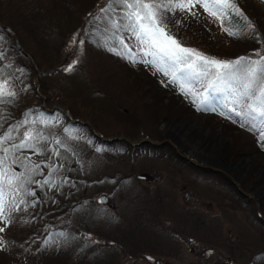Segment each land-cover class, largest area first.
<instances>
[{
	"label": "rangeland",
	"instance_id": "1",
	"mask_svg": "<svg viewBox=\"0 0 264 264\" xmlns=\"http://www.w3.org/2000/svg\"><path fill=\"white\" fill-rule=\"evenodd\" d=\"M104 1L105 0H0V23L3 25H6L7 23L9 25L14 33V36L12 34L11 36L19 42L18 44L24 53H30L34 57V61L37 64L39 71L51 73L50 76H39L40 85L43 82V84L47 87L44 89L47 90L46 93L42 94L40 92L46 98L45 104H47L48 95L50 94L51 96V100L48 101L49 108L56 104L65 107L70 111V113L72 108L75 109L77 106L80 108H77L76 110H83L84 106L80 103H86L87 101H80V99L85 98L87 94H89L87 100L94 105L100 104L98 107H104L101 105L104 104L108 110L112 108L110 106L111 102L109 105L101 96L97 95L99 92H95L96 88L93 89L94 93L85 90L87 81V79H85L87 75L85 72L87 71V68L91 66V63L96 55L102 57L106 56L99 50V48L91 46L92 44L90 40L92 36H97L96 29L94 27L89 29V26L81 27V24L85 22H92L93 25H95L99 18H96V16L103 10L102 5H104ZM237 1L246 6L245 10L250 16L255 15L256 18L258 17V23L264 27V2H261V0ZM106 7L109 11V15L114 16L115 18L116 12L113 8L110 5H106ZM53 10H55V12H53ZM181 13H183L187 19L193 18L198 22L203 21L197 17L199 15H203L204 17L208 16V18L211 19V16H209L199 4H197L190 11L185 10ZM234 18L235 16L231 14L226 16L222 21L224 27L227 28L229 26L230 19ZM212 19L215 23L221 26V21L216 20L214 17H212ZM30 24L33 27H36V31L30 30ZM106 24L110 25L111 23L107 22ZM43 25L44 29L41 32L42 36L38 37L40 34V28ZM258 30L260 32V29ZM224 32L225 31H222V33ZM221 35L222 34H220V37ZM208 36L212 40L208 41L205 35L199 36L195 34L193 37L194 41L197 40L202 44L196 46H200L202 50L207 52L208 55L218 54V56L223 57L221 53L218 52L216 46L219 38H217L214 33L208 34ZM73 38L76 39V43H72ZM220 40L221 52L235 48L234 46L237 44L236 40L229 41L227 36L221 37ZM111 41H114L112 37ZM125 41L129 46L127 51H124L121 47L118 48V44L115 45L113 43V45L124 55L131 53V55L135 56L137 60H140L141 55L138 54L139 47L130 32H128V36L125 38ZM47 44L49 46L46 49H43ZM0 52L6 57L7 61L5 62L13 64L12 66L14 68L18 63H20L19 60L21 62L24 61H22L21 57L18 55L19 52L17 47L14 45L10 46L7 33L3 30H0ZM41 62L44 64L41 68H39L38 64H41ZM115 62L117 65L120 64V62L116 60ZM24 64L28 66V61L26 60ZM135 65L147 70L154 78L158 79L164 87L171 89L172 92L180 99V102L183 105H189L188 107H191L193 113L196 115H189L190 117L181 115V117L173 119L169 122L161 123L159 121L158 123H152L157 127L155 134L161 137V140L169 139L172 142H175L176 150L181 155H189L195 159L197 158L195 155H197L198 152L207 151L212 145H214V143L219 145L222 144L224 151V145L228 140L227 138L225 140L222 137L223 135L220 132L218 124L215 125V134L210 139H207V131L200 133L199 130L201 124L197 123V119H199L200 122H205L208 119L207 117L215 113L223 119L226 118L225 112L222 111V105L224 103L223 93H221L220 97H215L213 95L209 99V103L206 107L210 109L215 108V111H198L195 105L191 103L190 98H185L180 94L179 87L170 83V77L163 75L161 72H157L150 64L145 65L144 63H135ZM69 66H72V70L66 71ZM85 66L87 68H84ZM4 69L5 68L3 66H0V84H4L5 92L11 91L14 93L12 96H16L19 93V89L16 88L17 86L13 83V81H11L10 76L9 79L7 76H2V74L5 73ZM123 71L126 72L125 70ZM33 75L34 71L32 69L29 82H31ZM58 83L61 84V89H58ZM191 83L197 93L204 92V88L199 83L196 81H192ZM138 84L142 86L140 82H138ZM65 86H69V88L67 89ZM23 87L28 90L25 83L23 84ZM72 89L73 91L79 89L77 92L81 93L79 101H77V99L66 98L68 93L73 94V92H69ZM28 91L26 92L28 95L26 98L31 100V93L29 94L30 91ZM90 96L92 97L90 98ZM23 97L25 96L22 95V98ZM122 97L123 93L120 98ZM213 97H215V100H213ZM5 98L6 96L0 98V100ZM168 98H170V96H168ZM126 100H122V104L124 106H121L120 109L113 107L114 109H112L111 116H104V118L109 117L110 119H113L111 121L114 123L119 121L121 115H126L125 107H130L125 105L127 104ZM158 101V99L153 98L152 103ZM164 102L166 103L167 99H165ZM25 106L27 105L25 104L24 107L19 106L17 107V110L22 111ZM131 107L133 108V115L138 116L142 113L138 104L137 106L131 105ZM204 107L205 105L201 106L202 109ZM85 111L88 110L86 109ZM151 112L156 111H150L149 113ZM42 115L43 114L38 112L34 114V128L30 127L29 122L21 124L24 120L15 123V128L11 133L12 139L9 140L4 147L11 148L13 144H19L26 131H30L32 133L33 139L30 142L33 143L35 147L34 150L23 149L10 151L7 154V161L5 165L18 163L21 167L13 173H16L17 175L24 174V177H27V179L24 180L23 184L33 186V189L38 183V180L41 181L40 183L44 188L43 194L45 195L42 201L44 209L50 208L53 198L55 197H59L61 201L63 199L71 202L66 213L68 212V220L70 218L71 221L69 228L71 229L73 226L76 228L77 231L75 232V236L77 238L87 242L92 235L94 238L90 241L93 244L97 243V237H100L103 241L108 243L119 240L121 245L125 246V242L122 241H130L132 240V237L128 236L123 230H120L119 226L123 225V223L126 224L130 222L133 217V213L131 212L132 206L140 200V195L131 188L130 184L133 181L128 183L127 181L120 180L128 174V163L121 161L127 158L128 152L124 150L122 152V158H117L116 156L109 154H105L100 157L99 155L97 157L95 155L89 156L92 153L85 156L83 152H92L90 148L94 145V142L90 139L86 129L83 128L81 129L82 131H80L75 128H69L66 124V119L64 118L65 120H63L62 116L59 114ZM175 117H177V115ZM228 119L233 121L235 118ZM94 121L95 119L93 122ZM209 121L214 120L210 119ZM93 122L89 121L87 124L93 126ZM18 125L19 127H17ZM176 126L182 127L179 128L178 131L174 130L172 134L168 133L171 128ZM72 127L75 126L72 125ZM195 132L200 136L194 135L193 133ZM115 133L119 132L116 131ZM148 133L152 134L151 131ZM37 134H39V137L36 136ZM251 134L253 135V138L257 139L256 134L252 131ZM174 135H181L183 138H180V141H176L172 137ZM81 139H83L82 148H80V143L78 142ZM177 142L180 143L178 144ZM162 145L157 146V149L155 150H153V147L150 145L137 147V150L131 154L133 156L132 160L135 171L132 178L135 179L134 176L136 175L147 176L148 180L143 182L137 181V186L151 190L150 192H154L152 190L160 192L163 197L168 198L167 203H169V205L175 204L180 208L188 207L192 209L195 206H198L197 200H204V195L208 201L202 202L199 211L204 218V222L207 221L208 225L212 226L211 223L217 224V233L209 237L198 232L199 235L205 237L203 243L201 241H196L195 243L188 239L172 236V242L177 245V247L174 248V251H170L168 254H159L158 256L138 254L135 258H129L124 263L228 264L227 260L229 261L228 258L232 254L230 253L231 250L229 249V246L232 245V239L235 235H239L245 242L246 246L253 248L254 253L259 251L264 252V235H259L255 232H264V228L262 229L257 226L254 221L256 218L254 212L252 211V204L249 201H247L248 203H245V201L241 198L233 196L234 201L225 203L224 206L227 212L226 215H223L218 209L222 208L220 205L222 204L221 196L219 194L227 193L228 195H232L228 184L223 182L221 177H216V174H197V172L193 171L190 167L185 165V163L177 159L172 150H169L168 147H163ZM161 147L163 148L159 150L158 148ZM124 149H127V147ZM107 151H109V149H103V152ZM3 155L4 154L0 152V156ZM240 156L241 155L238 154V159H235V157L227 158L225 153L226 159L224 158L227 166L229 167L242 163V167H240L241 165L239 164L238 168L240 169H237L238 172L236 170L233 175L227 173L238 182L245 180V177H247L250 172V166H248L250 165L249 160ZM261 162H263V159ZM36 165H39V167L36 168ZM30 168H34L35 171H29ZM263 169L264 168L261 167L253 170L251 173L252 178L249 180V184L252 185L251 190H253L256 195L258 193L260 194L259 196L261 197L258 201L260 203L261 211L263 209L264 212V195H262L264 194ZM31 175L32 179L30 177ZM111 176L115 180H111V184L108 186V180L105 177L111 178ZM155 177H157V180L153 181V178ZM45 181L48 182L46 183ZM195 187L198 189L197 197ZM110 188H113L111 190L113 192L109 197V201L104 204L98 203V197H100L99 192L101 190L105 192ZM207 189H211L210 191L212 192L217 191L219 194L209 192ZM146 200L149 201L150 197H147ZM238 205H240L239 207L243 209L238 210ZM71 209L72 212L69 211ZM248 210L251 211L249 212ZM194 219L195 218L192 217V220ZM236 223L241 226L247 224L250 229L249 238L243 230L236 225ZM170 225L172 227V224ZM170 232H172V230L169 229L168 231L167 226L166 233ZM226 239V243L229 244L227 248L220 245V241ZM77 250L80 251V249ZM84 253H81L80 255L84 256ZM104 253L105 252H102L103 255ZM236 254L238 255V253ZM107 258L111 261V257L109 255ZM257 258L259 259L252 264H264V256H257ZM99 259L100 254L96 251L92 253L88 260L90 262H96ZM236 261L239 260L236 259ZM239 263L240 262L237 264Z\"/></svg>",
	"mask_w": 264,
	"mask_h": 264
},
{
	"label": "trees",
	"instance_id": "2",
	"mask_svg": "<svg viewBox=\"0 0 264 264\" xmlns=\"http://www.w3.org/2000/svg\"><path fill=\"white\" fill-rule=\"evenodd\" d=\"M105 1V5L102 6L106 7V5H110L114 11L117 10V15L114 18L115 24L118 26L124 25L126 21L123 20L121 15L123 9L115 3V0ZM240 8L244 16L247 17V20L253 24L254 28L250 35L246 34L245 21L240 18V25L236 26L234 29L235 32L239 31L241 33L238 37L234 36L237 41V44L234 46L235 48L221 52L218 48V43L216 45L218 52H220L223 57L218 56V54L208 55L200 46H196L202 45L201 42L197 40L194 41L193 39L195 34L199 36L205 35L208 41L212 40L209 38L208 34L214 33L217 38L219 37L215 28L216 26L212 25L210 19L199 17V19L203 21L198 22L194 19L191 20L183 17L179 11L170 12L168 13L167 19L168 28L173 36L181 42L182 46L196 49L208 57H214L219 60H234L242 56L256 59L259 58L256 55L257 53H259V56H264V27L258 23V17L256 18L255 15L250 16L246 12L244 5H240ZM53 12H55V10H53ZM97 15H100L102 18L100 12ZM97 21L98 22H96L95 26H93L92 22H85L81 24V27L89 26V29L94 27L100 40L106 41L107 46L111 48L110 40L103 35L104 30L101 20L98 19ZM6 25L9 26L7 23ZM11 27L15 29L13 26ZM29 28L30 30L36 31V27H33L32 25H30ZM112 28L115 27L110 25V30L106 31L113 34L114 32L111 31ZM258 29H260V32ZM5 33H7L9 38L10 46H13L15 43L11 35L7 31H5ZM39 36L40 34L38 37ZM43 49H46V47ZM105 56L106 57L96 55L91 66L89 68L86 66L84 67L87 68V71L85 72L87 74L85 77V79H87L85 90L94 93L93 89L96 88L95 92H99L97 95L101 96L106 102H111L112 106L118 109H120L121 106H124L122 100L127 99V104L125 105L130 107H125L126 115H121L119 121L114 123L111 121L113 119H110L109 117L104 118V116H111L110 110L106 111L105 109V111H103L104 107H98L96 104L94 105L91 103L87 100L89 97V94H87L85 98L80 99V101H87L86 103H80L84 106L83 110H76L77 108H80L79 106L75 109L71 107V113L74 118H81L88 122H93L95 119L92 123L93 126L104 136L121 134L132 140L140 137L160 140L161 137L155 134L157 127L152 123H158L159 121L161 123L169 122L181 117V115L190 117L188 110L178 105L174 96H172L167 90L161 88L157 81L153 80L149 75L128 67L129 65H126V63L122 61L120 62L111 52ZM115 60L120 62V64L117 65ZM5 61H7L6 57L0 52V66L5 68V73L2 74V76H7L8 79L10 76L11 81H13L17 86L16 88L19 89V93L16 96H6L5 99L0 100V136L9 132V130H11L12 133L15 128V123L22 120L29 122L30 127L34 128V114L37 112L41 113L38 107L39 100L34 95L33 88L29 84L30 75L32 74V68L29 62L28 66L25 65L24 63L26 60L22 58L24 63L19 60L20 63L14 68L11 63ZM43 64V62L38 64L39 68H41ZM50 75L51 73L49 72H43L40 77ZM138 82H140L143 87L140 86ZM24 83L30 92L23 87ZM57 87L58 89H61V84L58 83ZM65 87L67 89L69 88V86ZM46 88L47 87L42 82L40 92L42 94L46 93L47 90H44ZM78 90L79 89H76V91H73V89L70 90L69 92H73V94L68 93L66 98L77 99V101H79L81 93H77ZM27 91L29 94L31 93V100L26 98L28 96L26 94ZM122 93L123 97L120 98ZM22 95L25 97L22 98ZM168 96H170V98H168ZM91 97L92 96H90V98ZM153 98H156L159 101L152 103ZM165 99H167L166 103L164 102ZM50 100L51 96L49 94L48 101ZM48 101L47 105H49ZM25 104L27 105L25 106L26 111L17 110V107H24ZM137 104L141 108L140 111H142L138 116L132 114L133 108L131 107V105L137 106ZM84 109H87L88 111H85ZM150 111L156 112L149 113ZM176 115L177 117H175ZM216 124V121L206 120L201 124L199 131L202 133L207 130L206 137L207 139H210L215 132ZM220 130L221 134L229 139L224 145V152L226 153L227 158L235 157V159H238V154L241 155L240 157L250 156L251 158L250 172L248 171V176L240 183L244 190L250 191L252 189V185L249 184V180L252 178L251 173L254 169L262 166L261 160L264 158V144L253 141L246 133L242 132L239 125L224 123L221 124ZM116 131L119 133H115ZM149 131H151L152 134H149ZM195 133L193 134L200 136ZM36 136L39 137V134ZM94 141V145L90 148L92 152H83L85 156L90 153L92 154L89 156H96L98 152L97 146H99L101 142L97 140ZM121 144L125 145V143ZM79 146L82 148L83 143H80ZM155 149L156 148L153 147V150ZM136 150L137 149L135 148L128 149L130 153L127 155V158L121 160L122 162H127L129 168H127L128 174L125 176L126 178L120 180L127 181L128 183L133 181L130 184L131 188L140 195V200L132 206L131 212L133 213V217L130 222L126 224L121 222L123 225L119 226L120 230H123L128 236L132 237V240L130 241H122L125 242V246L121 245L119 240L108 243L103 241L100 237H97V243L93 244L90 241L94 238L92 235L87 242L77 238L75 236V232L77 231L76 228L74 226L71 229L69 228L71 221L70 218L68 220V212L66 213L71 202L63 199L61 201L59 197H55L53 198L50 208L44 209L42 201L45 195L43 194L44 188L40 183L41 181L38 180L34 189L33 186L26 184H23V187H19L16 184L9 187L5 183V213L4 217L0 218V228L4 229L3 232H0V264H125L124 262L127 259L135 258L138 254H146L147 256L168 254L177 247V245L171 240L172 236L188 239L195 243L196 241H201L203 243L205 240L204 236L210 237L217 233V224L211 223L212 226L208 225L207 221L204 222V218L199 211L202 202L208 201L203 193L204 200H197L198 206H195L192 209L188 207L180 208L175 204L169 205V203H167L168 198L163 197L160 192L156 190L150 192L151 190L137 186L138 182L132 178L135 171L132 160L133 156L131 155ZM104 155L105 154H102L101 156ZM116 157L122 158L123 155L118 153ZM42 161L44 162L43 159ZM20 167L21 166L18 163L5 165V168H10L12 172ZM30 177L32 179V175ZM105 178L108 180V186H110L111 180H115L112 176L111 178ZM223 180L228 183L226 179ZM112 189L113 188H110L105 192L101 190L99 194L103 195L108 201L113 192L111 191ZM35 190L40 193L41 202L36 201L33 194ZM207 190L212 192L210 191L211 189ZM212 193L219 194L217 191H213ZM219 195L221 196L222 204L220 205L222 208L218 209L223 215H226L227 211L224 205L227 202L234 201L236 195L233 192L232 195H228L227 193ZM147 197H150L149 201L146 200ZM14 205L16 207H14ZM239 206L240 205H238V210H242L243 208H240ZM69 211L72 212V209ZM248 211L250 212L251 210ZM252 211L254 212V208ZM261 212L264 215L263 209ZM192 217L195 219L192 220ZM5 220L7 221L6 224ZM170 224H172V227ZM256 224L260 228H264L263 225H260L257 222ZM236 225L243 230L248 238L250 237V229L247 224L241 226L236 223ZM167 226L168 231L170 229L172 232L166 233ZM198 232L204 236L199 235ZM255 232L259 235H264V232L262 231ZM223 245L226 247L229 246L226 242H223ZM234 248L240 250L241 253H244L247 259L246 262L248 263L254 261L257 256L264 253L263 251L254 253L253 248L246 246L245 242L239 235L236 236V242L229 246V249L231 250L230 253L234 251ZM77 249H80V251ZM96 251L99 252L100 259L96 262H90L88 259L91 257L92 253ZM102 252H105L104 255ZM81 253H84V256L80 255ZM107 254L111 257V261L107 258Z\"/></svg>",
	"mask_w": 264,
	"mask_h": 264
},
{
	"label": "snow or ice",
	"instance_id": "3",
	"mask_svg": "<svg viewBox=\"0 0 264 264\" xmlns=\"http://www.w3.org/2000/svg\"><path fill=\"white\" fill-rule=\"evenodd\" d=\"M115 3L123 9L121 15L126 21L124 27L137 42L141 59L137 60L131 53L124 55L116 47L109 49L113 54L129 59L134 64H150L157 72L170 77V83L178 86L180 94L190 98L198 111H215V108L205 106L202 109L201 106L209 103L210 94L223 93L222 107L240 117L241 127L248 126L249 130L257 135L258 142L264 143V56L257 53L259 58L256 59L242 56L234 60L208 57L196 49L182 46L168 28V13L190 11L199 4L209 16L221 21V30L229 36L241 35L239 31L233 32L224 27L222 21L229 14L242 18L245 21V33L250 35L254 26L234 0H115ZM113 26L118 28L115 22ZM72 43H76L75 38ZM118 43L127 51L129 46L122 38H118ZM71 70L72 66L66 69ZM192 81L199 83L204 92L197 93ZM12 95L14 93L5 92L4 84H0V98ZM24 123L27 121L21 122ZM11 139V130L0 136V152L4 154L0 156V218H3L5 213L4 184L9 187L14 184L23 187V182L27 179L24 174L17 175L10 168H5L7 154L23 149L34 150L35 147L30 142L33 139L30 131L24 133L19 144H13L11 148L4 147ZM35 167L38 168L39 165ZM29 171L35 169L30 168ZM3 231L4 229L0 228V232Z\"/></svg>",
	"mask_w": 264,
	"mask_h": 264
},
{
	"label": "bare ground",
	"instance_id": "4",
	"mask_svg": "<svg viewBox=\"0 0 264 264\" xmlns=\"http://www.w3.org/2000/svg\"><path fill=\"white\" fill-rule=\"evenodd\" d=\"M108 14H109V11L106 12L105 19L102 20V26L103 27L108 26L106 24L107 22H110V23L112 22V21L109 20ZM111 24H113V22ZM103 111H105V108H103ZM181 127L180 126L173 127V128L170 129V131L168 133L172 134L174 130L178 131V129L181 128ZM172 137L176 141H180V138H183L181 135H174ZM177 143L179 144L180 142H177ZM173 144L176 147L175 142ZM222 147H223L222 144L219 145V144H215L214 143V145H212L210 147V149H208L207 151H200L195 156L197 157L198 160H201L202 162H204L206 164H209L211 166L219 168L222 171H226V172L230 173L231 175H233V173H235V171L237 169H240V168H238L239 164L241 165L240 167H242V163H239V164L234 165L232 167L227 166V164L225 162L226 160H224V158L226 159V157H225V153H224ZM185 156L188 157V158H192L189 155H185ZM193 159L196 160L195 158H193ZM237 172H238V170H237ZM259 195L260 194L258 193L257 196L260 198L261 196H259ZM262 195H264V194H262Z\"/></svg>",
	"mask_w": 264,
	"mask_h": 264
},
{
	"label": "water",
	"instance_id": "5",
	"mask_svg": "<svg viewBox=\"0 0 264 264\" xmlns=\"http://www.w3.org/2000/svg\"><path fill=\"white\" fill-rule=\"evenodd\" d=\"M0 27H1V26H0ZM1 28H4V27H1ZM27 57L30 59V61H31L33 67H34V70H35V76L33 77V80H32V82H31V84L36 88V89H35V93H36V95H37L38 97L42 98V108H43V110H44L46 113H51V112H52L53 110H55V109H56V110H61V111L65 112V114L67 115V117H68L69 119H71V116H70L69 111H68L67 109L63 108V107H60V106H54L53 109H51V110H47V109L45 108V106L43 105V101L45 100V98L42 97V96L39 94V92H38L39 83H38V79H37V76H38L37 66H36L34 60H32V58H31L30 56H27ZM91 131H92L93 135H94L95 137H97L98 139H101V140H103V141L106 140V139L102 138L101 136H99V135H98L93 129H91ZM119 139H122V140L126 141L127 143L132 144L128 139H125V138H123V137H120ZM113 140H114V139H113ZM144 142H148V140H147V141H146V140H145V141H141V142H139V143H137V144L144 143ZM168 143H169L171 146H173V144H172L171 142L168 141ZM153 144L155 145V144H157V143L154 142ZM173 147H174V146H173ZM188 161H190V160H188ZM208 169H210V170H214V169H212V168H210V167H208ZM215 171H216V172L223 173L224 175L226 174V173H224V172H222V171H219V170H215ZM138 178H139V179H142L141 177H138ZM229 179H230V183H231V185L235 187V190H236L240 195H242V196H244V197H246V198H249V199L252 198V195H254V192H253L252 194L244 193V192L240 189V187L237 185V182H236V181H233L231 177H229ZM255 204H256V208H257V217H258L257 220H258L260 223L264 224V217H263V216L260 214V212H259L260 204H259V202H255Z\"/></svg>",
	"mask_w": 264,
	"mask_h": 264
}]
</instances>
